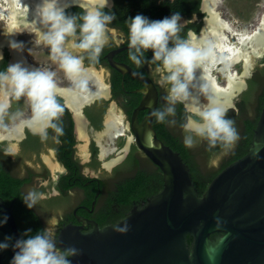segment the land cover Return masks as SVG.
I'll return each instance as SVG.
<instances>
[{
  "label": "water",
  "instance_id": "water-1",
  "mask_svg": "<svg viewBox=\"0 0 264 264\" xmlns=\"http://www.w3.org/2000/svg\"><path fill=\"white\" fill-rule=\"evenodd\" d=\"M112 1L110 0L111 5ZM7 2L9 10L5 15L8 17V28L2 32L5 37L0 40V44L8 37L16 39V33L20 29H30L39 37V31L31 21L35 15L37 0ZM215 2L216 0H203V9L207 15L204 24L195 33L199 46L207 51V56L203 68L196 69L195 74L209 85L210 91L222 103L228 105L234 89L244 85V76L250 66H259L264 60V14L257 30L250 37L244 38L224 61L221 71L225 74L226 86L220 88L206 71V63L211 59V38L221 47L220 42L225 39L223 31L228 29L215 9ZM95 3L96 0H81V8ZM110 37L114 42L119 41L112 30L108 39ZM124 49H128L127 45L108 52L107 58L111 67L122 74H129L144 85L142 89L133 90L142 93V97L131 112V127L136 145L162 171L163 187L142 206H133L116 222L123 224L127 221L130 225L127 233L114 231L113 224L100 227L97 222L85 219L91 225L86 231L84 226L71 223L61 227L57 233L58 247L65 249L75 246L81 250L79 255L71 257L73 264H264V104L247 152L221 170L204 193L199 195L187 164L178 153L156 137L152 128L154 117L151 112L158 103L155 84L148 76L138 74L130 66L113 60V55ZM240 57H243L242 70L238 75H231L228 66ZM14 58L15 62L21 59ZM26 64L29 65L27 62ZM29 66L34 67L32 64ZM151 71L159 82L157 71ZM97 73L103 75L102 70ZM88 79H93L96 85L94 82L89 83L85 95L61 89L70 105L79 107L83 104L92 96L90 89L94 85V93H100L103 85L100 76L90 75L88 72L77 77V80ZM235 79H239V83ZM196 83L199 84L200 81L197 80ZM191 91L194 95H199L198 88ZM1 96L0 105H7L9 96L4 90ZM142 110H146V114L139 121L138 114ZM21 126L20 124L19 129ZM38 127L35 123L32 125V128ZM82 145L84 146V142ZM7 146L14 149L16 141H9ZM253 153L260 158H256ZM12 204L13 202L6 205L0 199V216L6 213L9 217L7 223L0 227V241L6 235L14 238L20 236ZM216 217L225 221L220 229L216 228ZM213 234L216 235L212 238ZM226 234L227 238L223 239ZM187 235L193 238L191 249L186 243ZM13 254L11 248L0 252V264H9Z\"/></svg>",
  "mask_w": 264,
  "mask_h": 264
},
{
  "label": "clouds",
  "instance_id": "clouds-1",
  "mask_svg": "<svg viewBox=\"0 0 264 264\" xmlns=\"http://www.w3.org/2000/svg\"><path fill=\"white\" fill-rule=\"evenodd\" d=\"M73 5L81 8V0H37L31 21L39 31V41L47 47L50 59L58 63L69 81L85 90L88 81L77 80V77L86 71L85 60L99 62L108 43V26L117 17L111 11L110 0H96L93 6L83 8L80 13H67L66 10ZM106 8L109 10L105 11ZM190 22L183 20L179 11L162 19H150L142 13L129 17L128 57L138 67L145 63L157 65L159 83L166 87L167 94L163 96L166 104L151 112L156 122L175 126L176 120L169 117H175L176 106L182 104L188 113L180 125L184 146L191 149L206 141L209 149L221 145L228 150L240 139V135L235 121L227 115L230 106L222 103L210 91L209 85L195 74L196 69L203 68L207 51L199 46L196 34L191 29L186 38L180 36ZM8 47L23 53L25 42L11 39ZM148 50L152 51L150 59L145 56ZM3 60L4 55L0 51V61ZM0 88L11 99L18 102L23 100L30 107V115L16 111L11 113L10 119L19 121L29 129L34 123L38 124L34 134L42 140L48 139V130L51 129L55 133L53 139L59 141L64 134L61 116L65 109L58 99L61 86L55 72L29 66L24 59H20L0 70ZM194 88H198L206 102H201L200 95L193 94L191 89ZM7 108V105H0V113L6 112ZM253 155L260 158L256 153ZM20 196L29 209L35 208L43 198V194L35 189ZM8 219L6 213L2 214L0 227ZM215 221L217 229L225 223L220 217H216ZM112 227L123 234L129 231L130 225L125 221ZM226 238L227 234L223 239ZM9 248L14 253L9 264H73L71 257L79 255L81 251L75 246L65 249L58 247V234L53 226H47L35 234H32V229H27L19 238L6 235L0 241V252Z\"/></svg>",
  "mask_w": 264,
  "mask_h": 264
},
{
  "label": "flooded vegetation",
  "instance_id": "flooded-vegetation-1",
  "mask_svg": "<svg viewBox=\"0 0 264 264\" xmlns=\"http://www.w3.org/2000/svg\"><path fill=\"white\" fill-rule=\"evenodd\" d=\"M113 5L114 0L112 1V7ZM199 11L200 13L194 12L190 17L182 16L183 20H190L191 22L181 31V37L186 38L189 29L195 33L193 25L200 26L204 24V18L207 13L203 9V0H200ZM111 30L119 37V41L114 42L111 37L108 39V43L98 63H90L85 60L86 71L84 73L89 72L90 75L97 74L102 79L103 85L100 93H94L93 89L96 87V84L93 79H88V84L92 82L95 84L94 88L90 89L92 96L79 107H75L67 102L62 91L63 89L78 91L60 85L62 91L58 99L65 110L61 116L64 134L59 137L58 142L53 139L55 133L51 129L48 130V139L42 140L39 135L34 134L36 128L29 129L21 124L22 126L19 129V121L10 119L11 113L16 111H23L25 116L30 115V107L27 102L23 100L18 102L8 97L7 111L0 113V161L4 163V166H7L8 162L6 160H10L14 167L17 156L21 151V143L25 140L31 141L30 144L33 149L28 152L29 160L24 162V166H27L33 177L32 185L29 188L34 187V189L42 193V199H55L57 202L62 201L65 205L62 207V210L66 209L69 211L68 213H71V216L75 220L67 216L65 224L82 225L85 231L91 227L85 219L97 222L99 215H111L113 211L119 210L122 205L117 200L120 188L136 175L142 174L144 176L143 191L147 193L156 189L160 185L161 180H163L160 168L136 145L135 135L131 127V114H129L127 107L129 100L122 92H119L120 87L124 88V80L131 78L138 82L140 81L127 73L122 74L111 67L107 58L108 52L127 45V32L109 25L108 37ZM11 39V37H8L3 44H0V51L4 55V60L0 61L1 70H4L8 64L15 63L16 59L14 57L24 59L29 65L32 63V65L37 66L32 61L30 63V61L25 59L21 53H17L8 47V41ZM125 50L127 49L116 52L113 55V60L130 66L140 74L138 66L127 59L126 53H124ZM3 64L5 67H2ZM47 66H50L49 63H47ZM144 67L147 74L141 75L148 76L155 84L158 91L156 109L161 108L166 104V101L163 100V96L167 94L166 87L162 86L152 75L151 70H156L157 66L153 67L150 64H145ZM222 67L223 63L218 62L214 69L216 71L215 75L225 78V74L221 71ZM99 70H102L103 75L97 73ZM262 75L264 77V60L259 66L257 64L250 66L247 75L244 76V85L239 89H234L233 97L227 105L230 106L227 115L235 121L240 135V139L231 149L226 150L221 146L218 149L219 151L213 152L212 148L209 149L206 141L198 143L191 149L186 148L183 144V130L180 125L169 126L168 124L158 123L153 118L152 128L155 131L156 137L164 145L171 148L158 133L157 127H161L168 139H170V142L185 151L184 160L178 150L171 148L187 164L192 176V182L194 175L197 186L202 184L203 189L200 194L193 182L199 195L204 193L206 187L221 170L240 158H233L235 152L238 151L242 144L241 113L238 105L242 101L243 93L247 92L252 85H254L255 89H251V93H255L260 89L264 79L261 77ZM117 80L119 81V88L115 85ZM235 81L239 83V79H235ZM58 82H61V80L59 79ZM140 83L141 86L134 90L144 87L143 83ZM129 92L140 93L133 92V90ZM2 93L3 90L0 88V102L2 100ZM79 94L81 95L82 93L79 92ZM140 94L142 97V93ZM249 96V99H246L245 103L248 107L246 114L252 111L253 104L252 100H250L251 95ZM141 112H143V117L146 114V110L140 111L139 114ZM139 114L138 120L140 121ZM187 114L184 110V116ZM114 117L117 118L113 121ZM91 118L97 121L99 125L93 124ZM169 119H174V117H169ZM7 122L10 125L6 124ZM6 126H11L12 128L5 133L3 130H6ZM11 140L16 141L14 149L7 146V143ZM83 142L84 146L82 145ZM250 144L246 150H248ZM14 171L16 172V170ZM24 171L20 170V173H24ZM208 177H211L209 182H207ZM90 186L95 187L94 192H92ZM90 192L94 193V198L90 200L91 203L88 205L89 198L87 195ZM144 203L145 200L142 199L138 204L135 202L133 206H142ZM215 235L213 234L211 237L213 238Z\"/></svg>",
  "mask_w": 264,
  "mask_h": 264
},
{
  "label": "trees",
  "instance_id": "trees-1",
  "mask_svg": "<svg viewBox=\"0 0 264 264\" xmlns=\"http://www.w3.org/2000/svg\"><path fill=\"white\" fill-rule=\"evenodd\" d=\"M200 0H114V5L111 7V11L116 13V20L110 24L111 27L118 28L124 32H127L128 36V23L129 17H134L138 13H142L150 19H162L165 16L171 15L173 12L179 11L182 16L190 17L192 13L199 11ZM109 9L106 8L105 11ZM67 13L76 14L83 11L79 6H72L68 8ZM195 31H198L199 26L193 25ZM128 51L125 50L126 57L128 60ZM146 58L150 59L152 56V51L148 50L145 53ZM88 61V60H86ZM150 64V63H145ZM145 64L143 66L138 67V71L140 74H147L145 69ZM153 67H156L155 64H150ZM2 67H5L3 64ZM1 70V68H0ZM119 75V74H118ZM262 78L263 75L261 76ZM119 81L115 83L116 87L119 88ZM124 88L120 87V91L124 94L129 102H128V112L131 114L132 110L138 105L141 94L140 93H132L129 91L134 90L141 86V83L128 78L123 82ZM253 86V87H252ZM247 92H244L242 95V101L239 103L240 107V121H241V132H242V144L239 147L238 151L235 152L233 158H239L246 153L247 146L250 144L252 139L253 130L256 126V122L259 118L261 108L264 104V79L262 81V86L255 93H251V89H255L254 85H252ZM249 95H251L250 100H252V111L249 114H246L248 111V107L246 106V99H249ZM177 115L174 117L177 125H181L184 122V110L182 104H178ZM143 112L139 114V119L142 118ZM93 124L99 125L97 121L91 118ZM237 130L238 126L235 125ZM158 133L162 139H165L166 142L173 148L174 150H178L182 157L185 160V151L177 147L174 143L170 142V139L163 132L161 127H157ZM31 141L25 140L21 143V151L17 156V161L14 164H11V161L6 160L8 162L7 166H4V163L0 161V199L4 201L6 205H9L11 202L13 213L15 215L17 226L19 229V233H23L27 229H32V234H35L37 231L44 229L47 226L55 227L57 233L61 229L63 225H65V218L67 216L74 220L71 216V213H68L66 209L62 210L64 207V203L61 201L57 202L55 199H41L37 206L33 209H29L23 203L21 194L25 193L31 189L29 186L32 185L33 177L32 173L28 170L27 166H24L27 160H29L28 152L32 151L33 147L30 144ZM221 145H217L215 148H212L213 152L219 151ZM3 157V156H2ZM6 159H8L6 157ZM12 165V166H11ZM11 166V167H10ZM16 170V172L14 171ZM20 170H25L24 173H20ZM211 177L207 178V182H209ZM193 182L197 186L196 180L193 175ZM145 183V178L142 174H138L132 179H130L127 183L120 188V192L118 195V201L121 203V207L118 211H113L111 215L109 214H101L98 217V225L103 227L108 224H114L119 219L125 216V214L133 207V204L136 202L137 204L140 200L144 199L147 201L148 197H151L158 193L163 187V180H161L160 185L154 189L152 192L147 193L143 191ZM199 193L202 192V184L197 186ZM92 192L95 191V187L90 186ZM36 190V189H35ZM63 194V193H62ZM64 195V194H63ZM87 197L88 205H90V200L94 198V193H88ZM140 207V206H138ZM63 211V212H61ZM86 214V213H85ZM75 221V220H74ZM186 243L188 247L191 249L193 238L190 235L186 237Z\"/></svg>",
  "mask_w": 264,
  "mask_h": 264
},
{
  "label": "rangeland",
  "instance_id": "rangeland-1",
  "mask_svg": "<svg viewBox=\"0 0 264 264\" xmlns=\"http://www.w3.org/2000/svg\"><path fill=\"white\" fill-rule=\"evenodd\" d=\"M216 2L217 5H215V9L217 13L221 15L222 18L230 21L240 20V23L244 22L242 24H245L247 22L252 23V30L254 29V27L259 25L261 16L264 14V0H217ZM7 28V20L0 18V40L5 37V34H2V32L6 31ZM16 40H21L25 42V50L23 52L24 54H22L24 57L26 56L25 58L27 60H33L32 62H35L34 64H36L37 67H41L46 71H53L56 73L57 82L59 79L61 80V82H58V84L62 85L65 88H73V90L75 89L78 92L86 93V89L81 90L79 86L72 83L65 77V74L59 68L58 63L50 60V54L47 47L39 41V37L34 32H32L30 29H20L16 33ZM47 63H49L50 66H47ZM242 63L243 59H239L238 62L230 66L232 72L235 75H238L241 72ZM216 79L219 86H225L226 78L216 76ZM200 99L201 102H206L205 97L203 95H200ZM6 124H9V122H7ZM11 128V126H8L6 130L3 131L6 133Z\"/></svg>",
  "mask_w": 264,
  "mask_h": 264
},
{
  "label": "bare ground",
  "instance_id": "bare-ground-1",
  "mask_svg": "<svg viewBox=\"0 0 264 264\" xmlns=\"http://www.w3.org/2000/svg\"><path fill=\"white\" fill-rule=\"evenodd\" d=\"M217 1V0H216ZM217 2H215V5ZM9 10V3L7 2V0H0V18L2 19H6L7 23H8V17H6L5 13ZM250 13V12H249ZM218 15L221 17V15L218 13ZM226 15V14H225ZM233 16V15H232ZM250 17V16H249ZM262 17V16H261ZM222 18V17H221ZM227 26L228 29L225 28V31H223V34L225 36V39H223L220 44L221 47L217 44V42L215 41L214 38H211V46L209 49V53L211 55V59L206 63V71L208 73L209 76H211V78L213 79V82L215 83L216 86L220 87V88H224L226 86H219L216 76H215V66L217 65L218 62H222L224 65V61L236 50V48L239 46V44L242 42V40L246 37H250L251 34L257 30L256 26L254 27V29H251L252 23H245L242 24L240 23L241 21H230V20H226L224 18H222ZM258 20V19H257ZM251 21V20H250ZM261 21V20H260ZM257 22V21H256ZM260 23V22H259ZM251 29V30H250ZM227 31V32H226ZM24 54V53H23ZM26 57V56H25ZM240 59H243V57H240ZM51 60V59H50ZM29 61V60H28ZM33 61V60H32ZM31 63V61H30ZM35 63V62H33ZM32 64V63H31ZM233 64H230L228 66V71L231 75H235L232 72V69L230 68V66H232ZM34 67H37L35 65H33ZM226 78V77H225ZM73 83V82H72ZM221 85V84H220ZM73 89V88H72ZM75 90V89H74ZM80 90V89H79ZM86 93L88 92V88L86 89ZM79 93V92H78ZM86 93H82L83 95H85ZM81 94V95H82ZM200 95V93H199ZM9 99V98H8ZM9 103V102H8Z\"/></svg>",
  "mask_w": 264,
  "mask_h": 264
}]
</instances>
